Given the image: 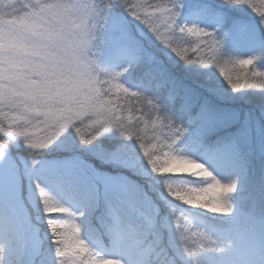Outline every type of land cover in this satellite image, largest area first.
<instances>
[{
    "label": "snow or ice",
    "instance_id": "1",
    "mask_svg": "<svg viewBox=\"0 0 264 264\" xmlns=\"http://www.w3.org/2000/svg\"><path fill=\"white\" fill-rule=\"evenodd\" d=\"M205 6L229 18L250 12L264 25V0H187V4L185 0H0V156L8 142L18 137L38 154L70 127L84 144L102 131L118 129L138 143L133 162L142 165L153 181L162 178L157 173L165 172H179L183 175L177 178L191 181L196 199L183 203L179 212L173 208L166 251L153 257L156 249L150 245L144 264H202V252H225L222 241L200 226L198 213L231 216L234 208L229 198L237 185L222 182L203 163L181 154L177 145L183 130L123 82L130 65L106 70L89 51V44L94 36L105 35L108 20L116 16L126 25L135 22L143 38L153 43L154 37L180 60L215 67L234 91L264 90V70L258 67L264 57L225 58V39L218 28L183 22L186 11ZM127 37L136 38L132 32ZM209 52L206 59L201 56ZM146 107L153 110L155 122L151 114L145 119ZM161 160L165 166L159 165ZM36 189L57 264H124L118 255L94 248L81 235L76 219L73 227L78 238L69 239L68 228L54 217L73 213L40 184Z\"/></svg>",
    "mask_w": 264,
    "mask_h": 264
},
{
    "label": "rangeland",
    "instance_id": "2",
    "mask_svg": "<svg viewBox=\"0 0 264 264\" xmlns=\"http://www.w3.org/2000/svg\"><path fill=\"white\" fill-rule=\"evenodd\" d=\"M185 3L187 4V0ZM207 14L206 9L186 11L183 22L199 23L201 26L210 29L218 28L223 34L225 45H230L236 52H244V58L254 56L252 55L253 46L251 44L244 42L242 38L232 33L222 31L221 15H218L209 25ZM128 32H134L143 37V34L136 30L135 22L126 25L122 19L116 16L108 20L101 52L102 67L105 68L108 63L113 62L111 47L125 39ZM152 39L155 41L154 37ZM263 62L264 59H261L258 62V67ZM197 71L200 69L195 67V72ZM252 92L255 96H252L249 102H255L256 105L264 107V90L253 89ZM185 104H188V100L185 101ZM246 118H248L247 127L240 132L241 140L237 143L232 142L220 149L209 150L204 147V139L199 131L192 129L190 132L183 131V136L179 141L181 143L183 140L187 144L183 147L177 145L181 154L203 163L222 182L235 183L237 191L234 194H242L240 198L242 202H245L250 196L249 193L257 195V184L252 179L255 178L256 171L261 168H263L261 176L262 192L264 193V125L260 124V122H264V111L260 115L248 113ZM189 125L193 127L194 124L189 122ZM216 125L218 124H214L213 127ZM217 128L224 129L225 126L218 125ZM118 133L120 131L112 134L120 135ZM100 134H105V131ZM151 134L152 131L149 128L148 135L151 136ZM79 139L75 128L70 127L54 144L38 154L29 150L21 139L8 142L9 147L5 150V154L0 156V222L10 227L12 231L10 237L13 235L14 238L9 242L0 239V244L4 246V251H0V264L41 263L36 258L37 248L41 244V232L35 225V222L40 218L30 215L32 205H36L39 200L36 189V184L39 183L35 180V176L38 174L52 175L59 170L63 171L73 167L74 163L67 165L69 162H66L68 159L65 154L75 151L72 148ZM109 141L111 142V138ZM0 142H2V138H0ZM105 143L108 141L96 143L88 149L89 155L96 161V164L107 172L95 173L94 176L87 174L88 181L92 184L97 181L103 186V197L100 204L95 206L100 210L99 214L89 215L87 204L76 203L63 195L54 199L62 206L70 209L81 225L84 238L89 240L90 244L101 253H104L110 243L120 242L119 237H125L133 249H137V245L142 241L145 244V250H143V255L136 259L135 264H144L150 245H154L156 249L152 253L153 257L162 250L166 251L165 246L169 243L170 234L173 230L172 220L175 206L170 204L166 198L161 182L155 185L152 182L149 183V178L146 177L141 179L142 182H138L136 181L137 178L131 174L130 170L133 172L132 169L135 164L133 161L136 157L138 144L127 142V145L122 147L115 144L116 147L110 150L107 148L109 145ZM102 147H106L107 151ZM121 148L125 150L122 151ZM131 150H133L134 155ZM51 152L54 159H62L49 161L47 156H50ZM15 154L21 156V162H16L13 157ZM33 159L37 160L36 164H33ZM28 175H31L32 179L28 178ZM137 175L141 176L140 174ZM199 183L205 182L200 181ZM24 184L27 187L26 195L23 193ZM233 195L229 198L234 208L231 216L221 217L204 212L198 213L200 226L214 239L222 241L226 248L223 253L214 251L213 253L216 255L214 257L199 258L202 264H261V260L264 259V237L249 236L250 234L246 229L242 230L244 232L242 239L240 233L230 237L224 236V234L219 235L220 233L217 232H209L207 229L208 221L213 222L222 219L230 223L236 220L239 216V203L233 198ZM256 195L253 198L254 202H257L258 199V195ZM156 201H158L162 211L160 207L155 205ZM31 213L33 214V211ZM45 227L48 228L47 223H45ZM99 229H102L103 233ZM29 236L33 242L31 245L28 242ZM233 244L236 248L234 246L231 248ZM52 245L53 251L47 254L48 257L45 261H48L50 257H53L55 262L57 261L55 245ZM119 258L124 261V264H128V260L123 256Z\"/></svg>",
    "mask_w": 264,
    "mask_h": 264
},
{
    "label": "trees",
    "instance_id": "3",
    "mask_svg": "<svg viewBox=\"0 0 264 264\" xmlns=\"http://www.w3.org/2000/svg\"><path fill=\"white\" fill-rule=\"evenodd\" d=\"M200 9L207 10L209 25L218 15H221L222 31L232 33L242 38L244 42L251 44L253 46L252 55L264 57V25L260 24L259 19L254 14L237 12L232 15V18H229L228 14L219 9L212 11L210 6ZM132 33L136 37L135 40H130L126 37L119 44L111 47L113 62L108 63L105 69L108 71H119L123 67L130 65L128 72L123 77L125 85L147 97L157 106L159 113L163 117L168 118L174 126L187 132L197 129L204 139L203 143L206 145L204 147L209 150H217L228 143H237V141L241 140L240 132L248 124L246 115L248 113L263 114L264 107L256 105L255 102H249L252 96H255L252 92L253 89L234 91L220 76L219 71L215 67L205 68L193 64L187 66L188 63L176 57L175 53L171 52L170 49L167 50L159 41L155 42L153 40V43H149L145 38L138 36L137 33ZM224 51L226 53L225 58H244L245 56L244 52H236L230 45H225ZM209 55H211L210 52L201 53V56L205 59ZM195 67H198L200 71L195 72ZM259 68L264 70V62L261 63ZM186 100H188V104H185ZM152 113L153 110L150 107H146L145 119H148L151 114V120L155 121V114ZM189 122L194 124L193 127L189 125ZM214 124L224 125L225 128L218 129V125L213 127ZM260 124L264 125V122H260ZM117 131L119 130L105 131V134L97 135L89 144H84L79 139L78 143L72 148L75 151L65 154L68 159L66 162H69L67 165L74 163L73 167L66 168L63 171L59 170L52 175L38 174L35 176V180L53 198L63 195L76 203L87 204L89 215L99 214L100 210L95 206L100 204L103 197V186L97 181L92 184V182L88 181L87 178L89 177H87V174L94 176L95 173L107 172L96 164V161L89 155L88 149H90L91 145L105 141H108L105 144L109 145L107 148L110 150L116 147L115 144L121 145V147L127 145V142L138 144L134 138L129 139L121 132L118 133L120 135L112 134ZM110 138L111 142L109 141ZM186 144L183 140L178 143L180 147ZM102 148L107 151L106 147ZM121 150L124 151L125 149L121 148ZM131 152L134 155L133 150ZM51 155L47 156L49 161L62 159L58 157V159H54L52 152ZM13 157L17 163L21 162L20 155L15 154ZM262 169H258L256 175L254 174L255 178L252 179L257 184L258 196L255 194L258 197L257 202H254L253 198H255V195L251 193H249L250 196L245 202L240 199L242 194H234L233 198L239 203V216L234 222L230 223L222 219L213 222L208 221L207 229L209 232H217L220 233L219 235L224 234V236L230 237L240 233L242 239L244 238L242 230L246 229L248 234H250L249 236L254 238L264 237ZM132 170L133 172L131 170L130 172L137 178L136 181L138 182H142L141 179L144 177L149 178V183L152 182L156 185L159 182V180L153 181L142 165L137 167L134 164ZM28 178L32 179V176L28 175ZM246 190L248 191V188ZM247 191L245 193H248ZM23 193L24 195L27 194L25 184ZM155 205L160 207L158 201H156ZM32 211L33 214L31 213ZM30 215L40 218V220L35 222L41 232V244L37 248V260L41 261L40 264H57V261L55 262L52 259L53 257L45 261L48 257L47 254L53 251L51 249L53 242L49 229L45 227L46 218L43 216V209L39 200L36 205H32ZM28 238L29 245H31L33 243L31 237L29 236ZM233 246L236 248L234 244L231 248ZM206 256L211 258L216 255L213 252H202L199 258H206Z\"/></svg>",
    "mask_w": 264,
    "mask_h": 264
},
{
    "label": "clouds",
    "instance_id": "4",
    "mask_svg": "<svg viewBox=\"0 0 264 264\" xmlns=\"http://www.w3.org/2000/svg\"><path fill=\"white\" fill-rule=\"evenodd\" d=\"M87 21H85V26H87ZM95 23V22H93ZM104 44V36L98 35L94 36L92 41L89 44V51L94 53L101 62V52ZM17 139L23 140L22 137ZM24 141V140H23ZM160 166H165L166 162L161 160L159 161ZM158 176L162 177L159 182L163 185V190L166 193V198L169 200V203L174 205L177 212L181 210L183 203H187L190 199L195 200L196 196L194 194L193 188L191 187V181L187 179L177 178L180 177L181 173L172 172V173H157ZM55 221L64 225L68 228V238L75 240L78 238L75 228L73 227V221L75 217L73 215L67 216H55ZM82 235V233H81Z\"/></svg>",
    "mask_w": 264,
    "mask_h": 264
},
{
    "label": "bare ground",
    "instance_id": "5",
    "mask_svg": "<svg viewBox=\"0 0 264 264\" xmlns=\"http://www.w3.org/2000/svg\"><path fill=\"white\" fill-rule=\"evenodd\" d=\"M224 182L226 183V181ZM99 230L103 233L102 229ZM10 234H12L10 227L5 223L0 222V239L2 241L9 242L14 238L13 235L10 237ZM119 239L120 242L115 241L113 243H110V246L104 250V253L116 254L119 257L123 256V258L128 260V264H135L136 259L143 255V250H145V244L141 241L137 245V249H133L131 243H128L125 237H119ZM0 251H4V246L1 244ZM139 253L141 254L139 255Z\"/></svg>",
    "mask_w": 264,
    "mask_h": 264
}]
</instances>
